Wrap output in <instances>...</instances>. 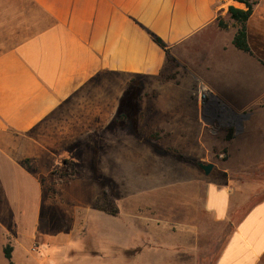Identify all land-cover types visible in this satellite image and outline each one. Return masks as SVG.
I'll list each match as a JSON object with an SVG mask.
<instances>
[{"label":"crops","instance_id":"crops-1","mask_svg":"<svg viewBox=\"0 0 264 264\" xmlns=\"http://www.w3.org/2000/svg\"><path fill=\"white\" fill-rule=\"evenodd\" d=\"M229 7L246 10L236 0H0V166L20 171L14 158L31 155L36 130L75 132L94 115L108 126L134 92L147 102L139 113L168 117L182 149L205 150L197 167L221 151L225 183L209 184L202 201L230 231L213 264H264V199L239 221L231 210L240 182L264 183V0L245 24L249 53L232 43ZM203 93L243 118L209 131L213 144L199 125Z\"/></svg>","mask_w":264,"mask_h":264},{"label":"rangeland","instance_id":"rangeland-1","mask_svg":"<svg viewBox=\"0 0 264 264\" xmlns=\"http://www.w3.org/2000/svg\"><path fill=\"white\" fill-rule=\"evenodd\" d=\"M202 96L196 105L204 138L240 126L243 118ZM125 97L108 126L94 115L75 132L59 124L36 130L29 136L31 155L14 158L20 171L0 166V220L8 228L0 229V264L214 263L230 231L212 221L202 201L209 184L225 183L221 151L201 163L216 162L205 175L196 165L203 148L193 150L196 142L189 141L182 149L174 140L181 134L168 133L167 116H145L138 108L146 100ZM70 164L73 179L62 177ZM263 186L240 182L234 221L264 199Z\"/></svg>","mask_w":264,"mask_h":264},{"label":"trees","instance_id":"trees-1","mask_svg":"<svg viewBox=\"0 0 264 264\" xmlns=\"http://www.w3.org/2000/svg\"><path fill=\"white\" fill-rule=\"evenodd\" d=\"M236 1L244 4L246 7V10H240V9H236L234 7L228 8V14H229L230 19L233 20L236 25H238V29H237V32H236L234 38H233L232 43H233L234 47L237 48L238 50L249 53L250 49H249L248 43H247L245 24L252 14V9H253V5L255 4V1L254 2H251L250 0H236ZM218 25L222 29L226 28V25L221 21L218 23ZM154 41L160 47L165 48V45L162 43V41L159 38L154 37ZM133 93L134 92H131V94H130L131 99H134ZM125 99H129V97H125ZM123 104H124V106L126 105V108H127L130 103H128V100H123ZM64 164H67V162L65 161ZM65 173L66 174H64L62 177L67 178V179H73L74 178L76 171H75L72 164L68 165V168L66 169ZM100 210L106 211L105 209H102V208H100ZM111 215H113V214H111ZM3 253H4L5 259L10 260L11 248L9 246H6L4 248Z\"/></svg>","mask_w":264,"mask_h":264},{"label":"water","instance_id":"water-1","mask_svg":"<svg viewBox=\"0 0 264 264\" xmlns=\"http://www.w3.org/2000/svg\"><path fill=\"white\" fill-rule=\"evenodd\" d=\"M198 167L201 170H203L205 175H208L211 172L213 165L212 164H199Z\"/></svg>","mask_w":264,"mask_h":264},{"label":"flooded vegetation","instance_id":"flooded-vegetation-1","mask_svg":"<svg viewBox=\"0 0 264 264\" xmlns=\"http://www.w3.org/2000/svg\"><path fill=\"white\" fill-rule=\"evenodd\" d=\"M213 169V168H212Z\"/></svg>","mask_w":264,"mask_h":264}]
</instances>
